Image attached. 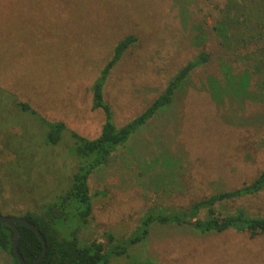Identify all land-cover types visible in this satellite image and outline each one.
Returning a JSON list of instances; mask_svg holds the SVG:
<instances>
[{
  "label": "rangeland",
  "instance_id": "rangeland-1",
  "mask_svg": "<svg viewBox=\"0 0 264 264\" xmlns=\"http://www.w3.org/2000/svg\"><path fill=\"white\" fill-rule=\"evenodd\" d=\"M225 3L0 0V214H43L55 204L66 215L55 220L63 236L81 225L80 204L62 196L78 164L69 130L89 139L99 135L104 113L92 108L91 85L126 35L137 40L103 87L116 126L141 113L200 50L210 58L110 163L90 173L92 207L79 241L105 242L106 233L127 241L156 206L187 208L251 182L264 166V68H257L252 46L238 49L229 35L233 28L213 29ZM245 7L241 21L254 12ZM243 32L251 37L256 30ZM245 69L251 73L248 91L237 93L238 85H231L230 94L214 101L209 78L223 85L228 71L239 77ZM18 101L35 113L19 110ZM57 121L66 130L52 144L46 124ZM216 207L264 217V190ZM120 244L107 245V262L99 264H264V233L202 234L188 225L153 224L142 241L126 245L125 254L110 253ZM0 264H11L1 251Z\"/></svg>",
  "mask_w": 264,
  "mask_h": 264
},
{
  "label": "trees",
  "instance_id": "trees-1",
  "mask_svg": "<svg viewBox=\"0 0 264 264\" xmlns=\"http://www.w3.org/2000/svg\"><path fill=\"white\" fill-rule=\"evenodd\" d=\"M245 6L254 9L251 18L240 20V12L246 10ZM225 9L222 17L213 26L216 32L227 31L233 28L230 37L238 44V49L252 46L251 55L258 60L257 68L261 69L264 65V0H226ZM252 12V11H251ZM256 30L255 34L247 37L243 32L250 28ZM134 35H126L120 39L113 48L110 59L104 64L98 76L91 85L92 108H99L104 113V123L100 133L95 138L83 137L74 131L69 130L73 139V150L78 164L76 169L69 175L70 185L64 191L63 201L71 199L80 204L79 215L81 225L70 232L69 236H63L55 226V220H66V215L61 212L55 204H49L43 214L37 211H27L22 217L33 223L42 233L46 242V251L39 264H99L106 263L109 254L107 245L114 241H119L120 246L114 245L110 253L123 255L127 251V244H135L142 241L149 233L153 224H174L188 225L202 234L210 232H223L234 230L238 232H249L251 235L264 233V217L247 214L242 208H236L231 213L224 214L216 205L225 201H233L237 198L255 195L264 190V166L255 178L238 188L228 191H220L199 200L193 201L187 208H172L156 206L147 211L140 220L137 230L125 239L118 240L113 234L106 233V241L101 242L92 240L82 244L76 236L79 228L87 223L91 213V195L89 194L87 179L91 172L96 168L110 163L115 156V151L119 146L125 144L130 137L161 110L168 107L173 101L175 94L181 88L184 81L191 72L201 68L208 63L210 54L200 50L197 55L180 66L174 75L168 79L163 90L147 105L138 115L122 124L116 126L113 121V112L109 104L104 100L103 87L113 66L121 58L124 51L136 42ZM263 63V64H262ZM251 73L247 69L243 70L242 75L232 76L228 71V76L223 85L215 78H209L213 85V100L218 102L230 94L231 85H238L240 92L246 93V85L249 83ZM237 80L235 81V79ZM16 106L19 110H34L25 102L18 101ZM47 139L50 143H56L62 132L66 130L63 122H49ZM20 239L18 251L25 262L31 263L40 253L42 243L35 232L28 227L18 225ZM12 229L0 223V251L7 254L11 259V264H20L12 252ZM127 242V243H126Z\"/></svg>",
  "mask_w": 264,
  "mask_h": 264
},
{
  "label": "water",
  "instance_id": "water-1",
  "mask_svg": "<svg viewBox=\"0 0 264 264\" xmlns=\"http://www.w3.org/2000/svg\"><path fill=\"white\" fill-rule=\"evenodd\" d=\"M0 223L7 225L8 227H10L12 229V232H13L12 244H11L12 245V252H13V255L15 256V258L18 260V262L20 264H39L41 259L44 257L45 251H46V242H45V239H44L41 231L33 223H31L30 221H28L27 219H25L22 216H8V215L0 214ZM18 225L28 227L29 229L34 231L36 236L40 239V241L42 243V249H41L40 253L31 263L25 262L24 259L22 258V256L20 255L19 251H18V242L20 239V231L18 229Z\"/></svg>",
  "mask_w": 264,
  "mask_h": 264
}]
</instances>
